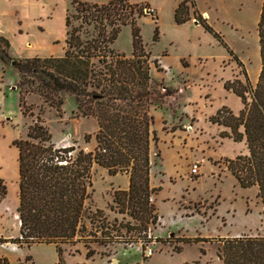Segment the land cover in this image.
<instances>
[{
  "label": "rangeland",
  "instance_id": "obj_1",
  "mask_svg": "<svg viewBox=\"0 0 264 264\" xmlns=\"http://www.w3.org/2000/svg\"><path fill=\"white\" fill-rule=\"evenodd\" d=\"M71 1L60 0L55 12L59 15L64 8L65 15L72 14ZM79 1L105 5L109 0ZM127 1L149 9L134 20L143 54L148 58L150 81L146 97L151 102L147 111L152 117L149 129L158 138L157 142L149 143V186L157 189L150 202L157 222L148 225L149 242H135L134 239L143 236L136 222L109 210L113 194L127 190V175H109L105 168L94 163L90 169L91 195L85 202L82 220L86 231L75 237V241L79 237L83 240L60 245L62 262L221 264L217 256L221 240L264 235L257 188H241L227 169L228 160L247 153L245 144L221 137L228 129L210 122L221 108L235 116L242 108L240 99L223 88L225 82L245 83V74L249 85L253 87L256 83L260 69L257 22L262 0H193L198 7L196 14L205 20L210 31L195 22L197 15L191 13L188 21L176 24L173 10L179 0ZM109 48L131 58L129 24L120 27ZM4 69L9 79L17 74L12 64ZM6 93V115L0 127V190L4 193L0 202L4 201L2 234L10 237L0 239L9 240L18 236L15 227L11 228L17 220L13 205L18 199L17 150L12 141L24 138L27 127L38 121L56 147L73 146L94 152L97 125L93 118L79 116L73 99L67 95H63L60 112L36 95H26L29 110L23 116L19 110L18 79ZM85 136H89L88 142ZM193 166L197 168L196 174L190 172ZM97 209L103 215L90 224L86 217L90 218L89 211ZM101 223L108 224L109 236L115 242L106 246L90 244L93 254L87 256L81 241L91 240L92 234L101 239L104 236ZM98 226L101 229L93 233ZM183 238L198 241L185 244L180 242ZM0 260L7 264H56L58 257L53 244L18 247L7 241L0 243Z\"/></svg>",
  "mask_w": 264,
  "mask_h": 264
},
{
  "label": "trees",
  "instance_id": "obj_2",
  "mask_svg": "<svg viewBox=\"0 0 264 264\" xmlns=\"http://www.w3.org/2000/svg\"><path fill=\"white\" fill-rule=\"evenodd\" d=\"M71 4L74 12L65 15V51L61 57L11 58L8 42L0 38V64H13L16 70L19 110L23 116L29 110L26 95H36L57 112L63 104V95H67L73 99L78 115L93 118L97 125L94 152L73 146L56 147L47 129L38 121L27 127L24 138L12 141L17 150L19 231L16 238L0 239V243L8 241L18 247L53 244L58 257L56 264H63L60 245L83 240L79 237L75 241V237L86 231L82 220L85 202L91 195L90 169L94 163L105 168L109 175H127V190L113 194L109 210L136 222L143 236L134 239L135 242H149L148 225L157 222L150 202L157 189L149 186V143L157 142V137L149 129L152 117L147 111L151 102L146 97L150 81L148 58L143 54L134 20L135 16L143 15L144 9H149L127 0H109L105 5L72 0ZM194 7L193 0H180L174 10V22L179 25L188 21L193 8L191 14L197 15L196 22L210 31ZM125 24L131 26V58L109 48ZM257 37L260 69L255 85H249L245 74V83L225 82L223 88L240 99L242 108L237 116L221 108L210 122L228 129L221 137L244 142L247 153L228 160L227 169L241 188H257L264 219V0ZM89 139L85 136V142ZM3 195L0 190V199ZM89 212L90 218L86 219L90 224L103 215L98 209ZM101 224V236L105 237L100 239L92 234L91 240L81 241L87 256L93 254L90 244L106 246L115 242L109 236L108 224ZM101 226L94 228L93 233ZM195 241L198 239L180 240L185 244ZM217 256L221 264H264V235L221 240ZM0 264L7 263L0 260Z\"/></svg>",
  "mask_w": 264,
  "mask_h": 264
},
{
  "label": "crops",
  "instance_id": "obj_3",
  "mask_svg": "<svg viewBox=\"0 0 264 264\" xmlns=\"http://www.w3.org/2000/svg\"><path fill=\"white\" fill-rule=\"evenodd\" d=\"M59 2L60 0H0V38H4L8 42V52L11 58L28 59L63 56L66 37L65 9L63 8L59 15L55 12V6ZM179 2L180 0L176 3L174 10ZM197 8L195 6V10ZM17 79V74L12 79H9L8 71H5L4 66L0 64L1 128L6 115L5 107L8 99L6 92ZM16 168L18 170V164ZM16 179L18 182V175ZM3 202H0V238L10 237L2 234L5 226V218L2 216L4 212L2 208ZM17 205L18 199L13 205L15 209L14 215L16 214ZM17 220L10 226L11 228L15 227V232L18 234L19 222Z\"/></svg>",
  "mask_w": 264,
  "mask_h": 264
},
{
  "label": "built area",
  "instance_id": "obj_4",
  "mask_svg": "<svg viewBox=\"0 0 264 264\" xmlns=\"http://www.w3.org/2000/svg\"><path fill=\"white\" fill-rule=\"evenodd\" d=\"M196 171H197L196 166H193V168L191 169L190 172H191L192 174H196V173H197Z\"/></svg>",
  "mask_w": 264,
  "mask_h": 264
},
{
  "label": "water",
  "instance_id": "obj_5",
  "mask_svg": "<svg viewBox=\"0 0 264 264\" xmlns=\"http://www.w3.org/2000/svg\"><path fill=\"white\" fill-rule=\"evenodd\" d=\"M196 22V21H195ZM13 65V64H12Z\"/></svg>",
  "mask_w": 264,
  "mask_h": 264
}]
</instances>
